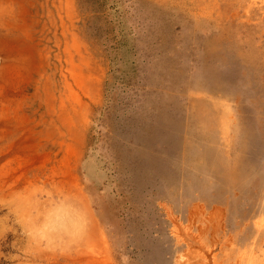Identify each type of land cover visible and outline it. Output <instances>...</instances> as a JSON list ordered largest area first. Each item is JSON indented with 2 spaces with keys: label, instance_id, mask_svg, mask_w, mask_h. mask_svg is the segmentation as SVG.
Listing matches in <instances>:
<instances>
[{
  "label": "rangeland",
  "instance_id": "obj_1",
  "mask_svg": "<svg viewBox=\"0 0 264 264\" xmlns=\"http://www.w3.org/2000/svg\"><path fill=\"white\" fill-rule=\"evenodd\" d=\"M30 1L59 212L33 261L1 199L0 264H264V0Z\"/></svg>",
  "mask_w": 264,
  "mask_h": 264
},
{
  "label": "bare ground",
  "instance_id": "obj_2",
  "mask_svg": "<svg viewBox=\"0 0 264 264\" xmlns=\"http://www.w3.org/2000/svg\"><path fill=\"white\" fill-rule=\"evenodd\" d=\"M30 3V0H0V200L16 198L22 204L19 207L29 232L30 254L36 261L38 237L53 236L59 211L51 191L53 110L48 104L46 111L41 112L32 92L33 77L42 61V40ZM38 154L44 155L42 167L34 162ZM222 168L224 177L233 181V171L226 165ZM42 174L49 187L44 200L36 193ZM0 249H4L1 242ZM0 261L5 259L1 257Z\"/></svg>",
  "mask_w": 264,
  "mask_h": 264
}]
</instances>
